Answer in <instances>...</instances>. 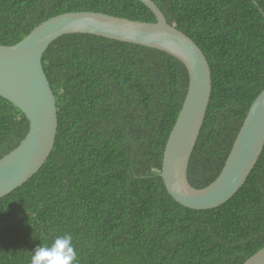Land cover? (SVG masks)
Listing matches in <instances>:
<instances>
[{
	"label": "trees",
	"instance_id": "trees-1",
	"mask_svg": "<svg viewBox=\"0 0 264 264\" xmlns=\"http://www.w3.org/2000/svg\"><path fill=\"white\" fill-rule=\"evenodd\" d=\"M206 55L213 91L189 167L196 189L214 183L264 91V0H153ZM155 23L139 0H0V45L14 46L64 13ZM59 128L40 171L0 200V264H31L38 245L66 233L78 264H244L264 248V152L246 184L219 208L178 204L160 176L188 90L168 53L74 34L43 58ZM30 124L0 97V159Z\"/></svg>",
	"mask_w": 264,
	"mask_h": 264
},
{
	"label": "water",
	"instance_id": "water-1",
	"mask_svg": "<svg viewBox=\"0 0 264 264\" xmlns=\"http://www.w3.org/2000/svg\"><path fill=\"white\" fill-rule=\"evenodd\" d=\"M139 1L154 13L155 23L71 12L43 22L14 46L0 45V97L20 110L30 124L20 145L0 159V200L33 178L55 148L59 109L43 58L54 42L74 34L156 49L186 66L189 90L167 141L160 174L178 204L194 211L213 210L229 202L246 184L264 152V91L252 105L218 179L204 189L194 188L189 167L211 101L212 70L199 45L170 25L153 0ZM244 264H264V248Z\"/></svg>",
	"mask_w": 264,
	"mask_h": 264
},
{
	"label": "clouds",
	"instance_id": "clouds-1",
	"mask_svg": "<svg viewBox=\"0 0 264 264\" xmlns=\"http://www.w3.org/2000/svg\"><path fill=\"white\" fill-rule=\"evenodd\" d=\"M31 257V264H78V257L71 234L56 237L50 245H38Z\"/></svg>",
	"mask_w": 264,
	"mask_h": 264
}]
</instances>
